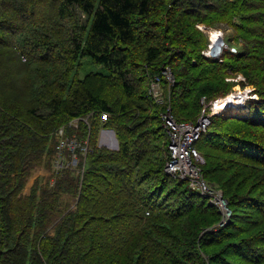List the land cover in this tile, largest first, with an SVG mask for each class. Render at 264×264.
Masks as SVG:
<instances>
[{"label":"trees","instance_id":"16d2710c","mask_svg":"<svg viewBox=\"0 0 264 264\" xmlns=\"http://www.w3.org/2000/svg\"><path fill=\"white\" fill-rule=\"evenodd\" d=\"M206 9L189 0H0V261L6 257L4 264L214 263L211 248L231 239L228 230L237 216L235 207L245 204L241 200L233 205L235 196H225L232 215L222 225L223 214L213 209L215 205H209L187 182L165 174L168 137L160 110L147 94L152 77L166 67L176 76L172 90L180 88L185 94L187 90L188 95L195 87L186 89L182 79L199 75L195 91L205 98L198 106L199 116L207 101L225 97L235 85L228 80L242 74L257 95L248 101L249 114L213 115L196 147L205 161L204 177L211 174L210 158L219 160L222 155L225 163L238 162L264 176V0H242L230 8L229 22L243 47L235 53L225 51L220 59L201 55L207 41L197 25L205 22ZM189 52L197 54L194 63L185 60L191 57ZM89 64L99 71L80 78ZM100 85L106 91L97 93ZM184 97L171 103L173 114L180 122L196 121L199 109L185 104ZM91 114L87 124L83 119ZM102 114L109 119L101 121ZM74 120H79L77 130L69 125ZM63 127L65 138L76 134L92 148L80 157L83 178L67 185L69 193L79 196L76 210L69 211L63 224L47 236L44 221L32 215L29 227L40 228L38 236L27 231L25 237L22 232L11 242L13 221L8 208H13L25 173L49 152ZM103 128L115 132L117 151L97 147ZM161 136H165V149L158 141ZM148 168L153 176L147 175ZM64 187L57 185L62 193ZM175 197L179 198L176 209L168 204ZM254 198L264 211L263 198ZM192 204L217 212V229L194 240L192 248L184 241L186 248L179 249L178 255L171 250L164 253L166 244L160 242L159 230L177 238L174 225L164 216ZM130 219L136 223L128 228L122 225L113 236L114 228L117 232L119 224ZM219 232H224L217 235L219 240L210 238ZM261 235L252 237L257 243L231 244L256 254L264 248V237L258 240ZM103 238L102 246L97 245ZM126 251L128 261L119 260V252ZM255 258L259 260L258 255Z\"/></svg>","mask_w":264,"mask_h":264},{"label":"rangeland","instance_id":"374dc122","mask_svg":"<svg viewBox=\"0 0 264 264\" xmlns=\"http://www.w3.org/2000/svg\"><path fill=\"white\" fill-rule=\"evenodd\" d=\"M189 1H191L194 5H201L204 8L207 7L206 10H203L205 16L202 15L203 16L202 20L205 22L204 23L198 22L197 25L199 29L198 31L201 33V35L205 36L204 38L207 41L206 42L207 46L204 47V50L202 51L201 55H203L205 58L208 59L214 58L209 54V48L211 46V43H215L214 40L212 39L213 31L221 32L219 39H222L225 43L223 52L216 59H220L225 51H233L235 53L237 52V49L240 50L243 47L242 44H237L236 29L232 25H230L229 22L231 19L229 17H232L233 14L231 13L233 4L239 5V3H241L242 0H189ZM218 12L220 13L225 12L226 14L225 15L223 14L221 17ZM81 18L82 20H84L85 19L84 15H82ZM196 55L197 54L191 53L190 54L191 57L185 58V60L190 59L191 61L193 60L194 63V61L196 60ZM206 66L208 65H204V67ZM165 70L166 73H164V78L168 81L167 79L168 77L166 76V74L167 73L174 74V73L171 68L166 67ZM97 71H99L97 66L93 64H89L86 67L82 68L79 77L84 78L87 74ZM162 72L160 75L163 77ZM156 76L159 75H155V77ZM155 77H152L150 83L148 84L147 94L149 93V89ZM198 77L200 76L199 75L193 76L192 74L189 78L182 79V84L187 85L186 89L189 88L192 89L195 87L192 91H190L189 95L187 90H186V94L183 93L184 90H180V88L178 89L179 91L178 90L173 91L172 89L174 88V86L170 87L168 83L164 84V89L166 91L165 102L161 104L155 103L156 104L155 108L160 110V116H162V114H164L169 108L171 110V113H173L174 107L172 108L173 105H171V103L173 101L175 102L178 99V97H180L182 94L183 96H185L184 97L185 104L187 105L191 104L194 108L199 109L198 110L199 112L195 115V117L198 116V114L201 111L198 106L200 105V107H202L205 99L202 97L199 98L200 96L199 93L197 92V90L195 91L196 82L194 81ZM228 81L229 83H235V85L232 88L230 87L228 89V93L225 95V97L223 96L219 97V100L217 101L226 99L228 96L238 93L240 100L243 101V104L241 103L238 108H242V107L246 108L249 114L250 112L248 105L249 99H257V95L254 92L255 89L244 82V78L242 74H238L235 79H230ZM175 83H176V76H175ZM191 83H194V85H192ZM243 83L245 85H243ZM101 87L102 85H100V88L96 90L97 93L105 90V87L102 88V90H100ZM114 98H118V96H114ZM207 104H208L206 105L208 107L206 108L207 112L211 113L210 112L211 110L214 111L213 110L214 102L207 101ZM154 114H156V112H154ZM92 115L93 114L89 115L83 120L87 124H89L92 121L91 119ZM107 119H109V116L107 114H102V116L100 117L101 121L103 120L107 121ZM69 125L70 127H73V129L77 130L79 127V120H74ZM62 129H64V127L61 128L60 130ZM104 135L105 137L103 139L104 140L103 143L98 142L100 140V137L99 140L97 141L98 144L96 143L97 147L99 148L104 147L103 145H106L107 143L109 144L110 142L109 141L110 136L108 134H104ZM63 139L65 140L64 144H62ZM72 141L75 143L73 147H71ZM158 141L161 143L162 147L164 146L163 149H165L166 148L165 136H161V138L158 139ZM110 144H114L113 147L111 148L114 149L117 148L116 142L115 143L110 142ZM110 144H109V148H110ZM91 149L92 148L90 147L88 140L85 142L79 141L78 136L76 134L72 138H65L64 135L60 136L59 134L58 136L55 137V139L50 143L49 152L41 155L37 159L34 168L25 173L22 179L23 186L19 190L18 196L15 198V203L14 204L12 203L13 208L12 209L8 208L9 218L11 219V221H13L9 225L10 226L9 231L11 233L10 236L11 242L14 241L11 239L14 235L16 236V238H19L20 233L22 232L25 237L28 232L31 235L34 234L35 236H38V233L40 232L39 231L40 228L35 229L29 227V224L32 220L31 218L32 215H34V217L39 216L40 221L41 220L44 221L45 224L43 227L46 229L45 232L47 236L48 234L51 235L54 234L57 224H63L64 221L62 219L69 211L76 210V205L78 203L79 196L77 197L76 195L69 193L67 185L72 182V179H75V181H77L78 179L83 178L84 168L81 165L80 157L83 156L85 158L86 153L91 151ZM152 150H157V148L153 147ZM81 151H84V153L81 154ZM199 153L202 155L200 151ZM151 155L153 154L150 153L149 156L152 157ZM225 159L226 156L224 155L220 156L219 160H215V158H210V165L207 167L211 169V174L205 175V177L203 175V180H205L207 183L212 185L214 189L218 190V192L222 194L223 202L225 203L226 208L228 209V212L230 214L228 216L229 218L231 217L232 213L228 207V202L225 200V196L226 197L235 196V199L232 202L233 205H238V202H240L241 200H243L245 205L240 208L238 206L235 207L237 216L234 219L232 218L234 222L231 225V227H229L228 230L229 232L232 233L230 237L231 239L228 241L220 240L217 247L215 246L211 248V252L214 254V256H216L215 261L214 263L212 262V264H226V262L230 264H264V248L258 249V251L256 250L257 251L256 254H250L248 250L244 249L241 252L239 248L235 249L231 244V242H236V243L240 241L246 242L248 240L257 243L256 240H252V237H255L256 235L259 236L261 234H262L260 236L261 239L258 240L261 241L263 240L264 211H262L261 209L262 207L260 203L256 201L254 197L263 198L264 201V176L260 171L252 169L251 167L244 166L238 162H234V166L232 162H230L229 164L225 163ZM142 173L143 172H139V176H141ZM147 173H148L147 175H152V176L154 175L153 173L152 174L150 173L149 168L147 170ZM157 176L161 177V174H157ZM58 184L66 186L63 188L64 191L63 193L57 188ZM145 185L146 184H144L142 187L146 188ZM225 186L228 191L227 193L230 195H226L225 189L223 188ZM35 190H36V198H33V192ZM164 197L165 196H163V198ZM177 199L179 198L175 197L172 200V202L170 199V201L168 202V204H170V207L174 206L175 209L179 207V201ZM252 199L254 200L252 201ZM207 200L208 202H210L209 199ZM246 200L251 201V203L247 205ZM208 204L210 205V203ZM214 208L218 211V213L221 212L220 208L218 210L217 207L213 206V209ZM173 213H175V211ZM181 214L184 216H181ZM168 215L167 216L165 215L164 217L167 219L166 221L168 223L171 222V224L174 225L175 231L177 232L175 234L177 238L172 239V237L164 230H159L160 234H157L158 232H156L155 234L160 235L161 237L160 242H162L163 245L166 244L165 245L166 249L162 250L164 253L166 251L171 250L174 253L176 252L177 255H178L177 251H179V249L185 250L186 247L184 246V244H182L184 241H187L189 247L192 248V243L194 240H196L197 238L200 240L201 235L203 236L205 232L212 233L213 230L217 229L218 221L220 219L217 212H215L214 210H206V207L200 209L197 206H194L193 204L191 207L187 206L186 208H182L181 212L180 213L178 212V214L170 215L168 213ZM171 216H178V217H171ZM129 221H127L128 223H124V224L120 223L119 227L117 228L118 229L117 232H115V228H114L113 236L119 234L118 232H120V230L123 229L122 225H125V227L128 228L129 226H132L134 223H136L134 219H130ZM16 224L19 226H17ZM233 226L236 227L233 228ZM237 227H239L240 228L239 230L241 231H237ZM201 228L203 229L205 228L207 229V231L206 230L204 231ZM222 233L224 232H219V234L216 233L210 238H216L217 235L219 236ZM241 233H243V235H240ZM219 238H221V236L216 238V240H219ZM104 241H105L104 238L100 239L97 242V245L102 246V243H104ZM112 243L116 244L115 242ZM189 253H191V251L190 252L186 251V255ZM248 255H250V258ZM257 255L259 256L258 258L259 260H257V258L253 259ZM5 258L6 257H4L3 260L0 261V264H4ZM157 259H160V256ZM119 260L125 262L128 261L127 251L123 254L119 252ZM87 262H88L87 264H90L89 261Z\"/></svg>","mask_w":264,"mask_h":264},{"label":"built area","instance_id":"2783aa9c","mask_svg":"<svg viewBox=\"0 0 264 264\" xmlns=\"http://www.w3.org/2000/svg\"><path fill=\"white\" fill-rule=\"evenodd\" d=\"M164 73H166V70L162 72L163 77L159 75L154 78L149 89L148 95L154 99L156 104L165 102L166 91L164 84L168 83L170 87L175 85L174 74L167 73V81L164 78ZM206 108L208 107L206 106L196 121L193 122L178 121L174 114L171 113L170 108L162 114L161 120L168 137V158L164 171L172 180L187 182L192 190L209 199L210 204L220 208L223 214V225L230 214L223 202L222 194L203 180L202 165L205 161L196 147L198 140L207 132L211 124V117L215 115L212 110L210 111L211 113H208ZM59 135H64L63 129L59 131ZM64 143L65 140L63 139L62 144ZM74 145L75 143L72 141L71 147Z\"/></svg>","mask_w":264,"mask_h":264},{"label":"bare ground","instance_id":"6f19581e","mask_svg":"<svg viewBox=\"0 0 264 264\" xmlns=\"http://www.w3.org/2000/svg\"><path fill=\"white\" fill-rule=\"evenodd\" d=\"M220 33L221 32H219V31H213L212 32V39L214 40L215 43L219 40ZM238 95H239L238 93L234 94V95H230L226 99L214 102L213 110L215 111V114L221 115L224 117L232 116V115H245V114H247L248 110L246 108H244V107L238 108L241 103L243 104V101L240 100ZM108 135L110 136V139H111V135L110 134H108ZM113 139H115V138L113 137ZM111 142L115 143V141L114 140L112 141V139H111Z\"/></svg>","mask_w":264,"mask_h":264},{"label":"water","instance_id":"95a60500","mask_svg":"<svg viewBox=\"0 0 264 264\" xmlns=\"http://www.w3.org/2000/svg\"><path fill=\"white\" fill-rule=\"evenodd\" d=\"M212 45L210 46L209 48V54L214 57V58H217L220 56V54L223 52V49H224V41L222 39H219L216 43H211ZM112 133L114 134V138L116 140V145H117V148L116 149H113V150H118L119 149V143H118V140L115 136V132L112 131Z\"/></svg>","mask_w":264,"mask_h":264},{"label":"crops","instance_id":"0c3cea01","mask_svg":"<svg viewBox=\"0 0 264 264\" xmlns=\"http://www.w3.org/2000/svg\"><path fill=\"white\" fill-rule=\"evenodd\" d=\"M104 134H110L111 135V139H112V141L114 140L115 141V139H113V137H114V135H113V133H112V131L111 130H100V133H99V137H100V140H99V138H98V142L99 143H103V139H104V137H105V135ZM111 139L109 140L110 142H111ZM110 142H109V144H110ZM106 144V143H105ZM109 144H106V145H103V146H106V147H109ZM114 144H110V146H113Z\"/></svg>","mask_w":264,"mask_h":264},{"label":"clouds","instance_id":"9594fccd","mask_svg":"<svg viewBox=\"0 0 264 264\" xmlns=\"http://www.w3.org/2000/svg\"><path fill=\"white\" fill-rule=\"evenodd\" d=\"M216 115V114H215Z\"/></svg>","mask_w":264,"mask_h":264}]
</instances>
